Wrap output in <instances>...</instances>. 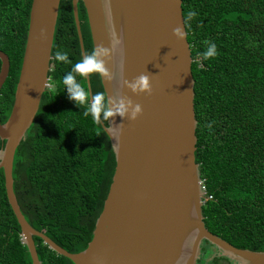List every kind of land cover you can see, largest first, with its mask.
<instances>
[{
	"label": "trees",
	"instance_id": "16d2710c",
	"mask_svg": "<svg viewBox=\"0 0 264 264\" xmlns=\"http://www.w3.org/2000/svg\"><path fill=\"white\" fill-rule=\"evenodd\" d=\"M30 2L0 0V51L9 63L0 87V123L13 101ZM180 7L183 20L189 11L197 13L184 29L196 121L193 155L210 196L201 205L202 222L236 248L264 251V0H181ZM77 18L83 53H90L80 1ZM204 41L216 44L215 58L204 60L200 55L207 48ZM57 50L67 51L73 63L81 59L70 0L58 2L47 72L50 86L41 93L14 151L12 191L34 230L75 253L91 238L115 162L100 123L83 114L85 107L69 100L62 80L71 65L55 61ZM77 79L87 90L85 79ZM88 82L91 94L102 91L98 74ZM2 146L0 140V150ZM31 238L40 264H72L39 237ZM210 247L214 248L203 240L196 264H217L215 257L207 258ZM0 264H31L6 200L1 169Z\"/></svg>",
	"mask_w": 264,
	"mask_h": 264
},
{
	"label": "water",
	"instance_id": "95a60500",
	"mask_svg": "<svg viewBox=\"0 0 264 264\" xmlns=\"http://www.w3.org/2000/svg\"><path fill=\"white\" fill-rule=\"evenodd\" d=\"M83 5L92 50L111 49V81L99 75L108 97L122 92L142 105L135 121L115 118L100 123L114 154V169L102 208L86 247L70 253L34 230L19 211L12 191L14 151L46 89L50 49L59 0H31L26 37L13 101L0 123V169L7 203L19 226L31 264H40L32 236L72 264H195L203 240L238 264H264V251L236 248L209 232L202 222L198 166L194 161L195 118L190 49L183 27L181 0H70L81 58L77 2ZM41 28L46 39H38ZM0 51V87L8 73ZM150 74L152 95H134L122 81ZM90 93L88 79H85ZM91 94V93H90ZM122 125V126H121Z\"/></svg>",
	"mask_w": 264,
	"mask_h": 264
},
{
	"label": "clouds",
	"instance_id": "9594fccd",
	"mask_svg": "<svg viewBox=\"0 0 264 264\" xmlns=\"http://www.w3.org/2000/svg\"><path fill=\"white\" fill-rule=\"evenodd\" d=\"M196 15L195 11H189L183 20V27L185 28ZM172 34L177 40H184L187 35L180 26L175 27ZM37 38L46 39V29L41 28ZM204 43L207 48L200 54L202 58L204 60L215 58L218 55L216 44L209 41H204ZM110 55L111 49L105 47L101 42L90 53H85L75 63L69 59L67 51L57 50L54 59L57 62L71 65V69L64 75L62 83L67 90L69 100L73 101L77 107H85L86 110L83 113L85 116L90 115L92 120L98 124L102 120L109 121L110 119L115 124L117 116L121 120L127 118L129 121H135L143 113L141 104L134 102L130 97L123 95L122 92L115 97H108L103 91L90 94L77 79V77L88 79L93 74H98L104 80L111 81L113 74L107 67ZM122 88H127L134 95L146 94L150 96L153 93V85L148 73H141L130 81L124 79ZM2 158L3 153H0V159Z\"/></svg>",
	"mask_w": 264,
	"mask_h": 264
},
{
	"label": "flooded vegetation",
	"instance_id": "af4514ba",
	"mask_svg": "<svg viewBox=\"0 0 264 264\" xmlns=\"http://www.w3.org/2000/svg\"><path fill=\"white\" fill-rule=\"evenodd\" d=\"M49 86L50 85L48 84V86L46 88H49ZM202 242H201V244H202ZM201 244H200V246H201ZM215 249L210 247V251H209V254H208L207 258L215 257L216 260H217V264H238L237 262L232 261L230 259H225V258L220 257L221 255L219 254V251L217 250L218 252H216ZM205 260H207V259L205 258Z\"/></svg>",
	"mask_w": 264,
	"mask_h": 264
},
{
	"label": "built area",
	"instance_id": "2783aa9c",
	"mask_svg": "<svg viewBox=\"0 0 264 264\" xmlns=\"http://www.w3.org/2000/svg\"><path fill=\"white\" fill-rule=\"evenodd\" d=\"M48 86V83L46 84V87ZM202 179L200 178L199 179V185H200V191H201V203L203 204V202L207 199V198H210L209 195H206L205 193V188H204V185L202 183Z\"/></svg>",
	"mask_w": 264,
	"mask_h": 264
}]
</instances>
